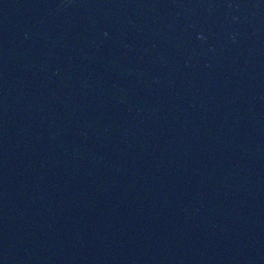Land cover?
<instances>
[{
    "label": "water",
    "instance_id": "obj_1",
    "mask_svg": "<svg viewBox=\"0 0 264 264\" xmlns=\"http://www.w3.org/2000/svg\"><path fill=\"white\" fill-rule=\"evenodd\" d=\"M0 264H264V0H0Z\"/></svg>",
    "mask_w": 264,
    "mask_h": 264
}]
</instances>
